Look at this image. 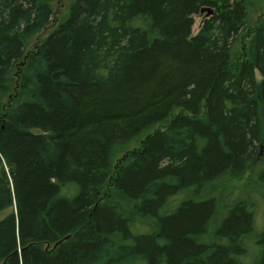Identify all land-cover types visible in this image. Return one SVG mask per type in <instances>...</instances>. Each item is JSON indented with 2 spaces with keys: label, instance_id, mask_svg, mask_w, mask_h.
Instances as JSON below:
<instances>
[{
  "label": "trees",
  "instance_id": "16d2710c",
  "mask_svg": "<svg viewBox=\"0 0 264 264\" xmlns=\"http://www.w3.org/2000/svg\"><path fill=\"white\" fill-rule=\"evenodd\" d=\"M52 3L0 0V264H264V0Z\"/></svg>",
  "mask_w": 264,
  "mask_h": 264
},
{
  "label": "rangeland",
  "instance_id": "374dc122",
  "mask_svg": "<svg viewBox=\"0 0 264 264\" xmlns=\"http://www.w3.org/2000/svg\"><path fill=\"white\" fill-rule=\"evenodd\" d=\"M69 1L70 0H53L52 11H53L54 15L50 21V25L42 32V34L38 37V39L36 41H39V38H43L51 29H53L55 27V25L57 24V21L60 18V15H61L64 7L66 6V4ZM204 15H205L204 13L203 14L199 13L198 15L193 17L192 34H195L198 32L199 27H200L201 22H202V19L205 18V16H206V15L205 16ZM263 16H264V11H257L256 13L253 14L251 21L254 22V24L252 23L250 29L248 31H246L243 35V39H242L243 50L247 49L248 40L251 37V35L255 29V26L257 25L256 23Z\"/></svg>",
  "mask_w": 264,
  "mask_h": 264
},
{
  "label": "water",
  "instance_id": "95a60500",
  "mask_svg": "<svg viewBox=\"0 0 264 264\" xmlns=\"http://www.w3.org/2000/svg\"><path fill=\"white\" fill-rule=\"evenodd\" d=\"M203 12V10H201V13ZM206 12H207V14H210L211 13V11L210 10H208V9H206ZM68 238V237H67ZM67 238H65V239H67Z\"/></svg>",
  "mask_w": 264,
  "mask_h": 264
},
{
  "label": "bare ground",
  "instance_id": "6f19581e",
  "mask_svg": "<svg viewBox=\"0 0 264 264\" xmlns=\"http://www.w3.org/2000/svg\"><path fill=\"white\" fill-rule=\"evenodd\" d=\"M205 16V15H204Z\"/></svg>",
  "mask_w": 264,
  "mask_h": 264
}]
</instances>
